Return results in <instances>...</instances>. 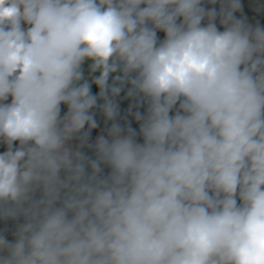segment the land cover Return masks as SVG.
Masks as SVG:
<instances>
[{"label":"clouds","instance_id":"clouds-1","mask_svg":"<svg viewBox=\"0 0 264 264\" xmlns=\"http://www.w3.org/2000/svg\"><path fill=\"white\" fill-rule=\"evenodd\" d=\"M0 264H264L242 0H0Z\"/></svg>","mask_w":264,"mask_h":264},{"label":"crops","instance_id":"crops-1","mask_svg":"<svg viewBox=\"0 0 264 264\" xmlns=\"http://www.w3.org/2000/svg\"><path fill=\"white\" fill-rule=\"evenodd\" d=\"M242 2L244 4L245 14L249 15L250 20L254 22L256 19H260L261 24L263 26L264 25V13H261L259 16H256L253 14V10H254L253 0H242Z\"/></svg>","mask_w":264,"mask_h":264},{"label":"trees","instance_id":"trees-1","mask_svg":"<svg viewBox=\"0 0 264 264\" xmlns=\"http://www.w3.org/2000/svg\"><path fill=\"white\" fill-rule=\"evenodd\" d=\"M94 91H95V89H94ZM125 107H126V104L125 105H122V108H125ZM133 126H136L135 123L133 124Z\"/></svg>","mask_w":264,"mask_h":264}]
</instances>
